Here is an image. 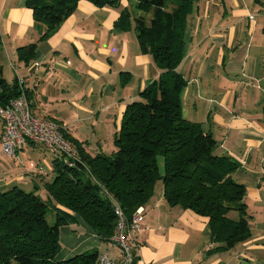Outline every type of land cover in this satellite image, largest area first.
<instances>
[{"label":"crops","instance_id":"0c3cea01","mask_svg":"<svg viewBox=\"0 0 264 264\" xmlns=\"http://www.w3.org/2000/svg\"><path fill=\"white\" fill-rule=\"evenodd\" d=\"M257 5L261 7L262 1L198 0L188 17L185 56L178 67L187 80L182 92L184 116L202 123L204 130L214 135L216 154L238 162L233 177L246 185L251 237L232 249L215 250L208 217L172 207L164 193L156 196L155 192L142 207L143 229L134 238V246H138L134 264L264 262V70L258 59L264 61V7ZM140 14L143 11L135 0H114L104 6L80 0L74 13L42 38L27 0H0L3 76L10 83L24 79L33 113L65 128L71 137L85 143L88 151L85 135H81L86 122L98 127L121 126L127 104L141 99L142 91L161 73L153 56L140 49L135 22ZM33 42L38 44L35 56L27 63L20 60L18 48ZM251 53L255 54L251 72H246L244 64L243 71L256 83L252 97H243L245 80L241 78L238 90H232L218 80L220 76L209 62L214 58L231 70ZM212 78L217 79L210 81ZM3 130L0 118V190L14 186L39 190L47 166L41 159L31 161L25 171L21 165L28 144L45 147L28 141L14 157H8L1 150ZM98 153L102 152L93 155ZM88 227L87 239L59 258L101 248L103 240ZM100 253L111 256L106 250Z\"/></svg>","mask_w":264,"mask_h":264},{"label":"trees","instance_id":"16d2710c","mask_svg":"<svg viewBox=\"0 0 264 264\" xmlns=\"http://www.w3.org/2000/svg\"><path fill=\"white\" fill-rule=\"evenodd\" d=\"M79 1L27 0L42 38L74 13ZM89 1L97 6L114 2ZM135 1L139 10L152 12L149 20L143 13L135 17V22L140 49L153 56L161 69L159 77L142 91L141 99L127 104L111 155H91L85 143L58 125L76 146L80 161L56 154L55 177L47 184L48 199L18 186L0 190V264H98V250L58 258L61 225L81 218L101 240L110 241L117 227L114 205L122 208L131 223L133 213L154 196L159 179H163L164 196L170 206L208 217L215 250L232 249L251 237L246 185L233 177L238 162L216 154L214 135L183 112L182 92L187 80L178 67L185 56L188 17L198 0ZM37 45L33 42L19 47V59L29 62ZM20 94L19 82H8L0 64V109ZM22 96L32 111L25 90ZM159 154L164 157V174ZM50 203L58 211L55 224L48 221ZM232 210L239 211L238 219L229 215Z\"/></svg>","mask_w":264,"mask_h":264},{"label":"rangeland","instance_id":"374dc122","mask_svg":"<svg viewBox=\"0 0 264 264\" xmlns=\"http://www.w3.org/2000/svg\"><path fill=\"white\" fill-rule=\"evenodd\" d=\"M261 1H262L263 5L261 7L257 5V7H259V9L264 7V0H261ZM143 13H145V12H143ZM145 14L147 15V17H149L148 19H150V17L152 16L151 11H149ZM246 40L248 41L249 37ZM257 53L258 52H257V48H256V54ZM253 55H255V54L251 53L250 58L248 60L247 59L244 60V57H241L242 61L238 60L235 63V65H233V68L231 69L232 71L230 69H228L229 67L226 69L223 66L217 64L216 59H214V58H213V60L211 59V61L209 63H210V65L211 64L214 65V69L216 70V74L217 75L219 74L220 78L218 80L220 82H222V84L231 88L232 90H235V89L238 90V88H236V87L239 84H241V82H242L241 78H243L245 80L244 83H246V85L244 86L243 82H242V88H241L243 90L242 95H244L243 97H245L246 95H248V97L249 96L252 97V95H253L252 94L253 93L252 87H253L255 81H253L249 78H246V76H244L243 64L245 65L246 72L249 74L251 72L252 61L254 60V58L251 57ZM258 59L262 65V69L264 70L263 58L258 57ZM215 64H217L218 66ZM215 66H216V68H215ZM262 74H264V71ZM214 79H217V78H212L209 80L211 81ZM90 103L94 104L95 101H91ZM105 112H107V111H105ZM119 125H120L119 123H112V124H104L103 126L98 127V126H92L91 121L86 122V125L81 128V130H82L81 135H85L84 139H85V141H87L88 152L93 155V154L97 153L98 151H100L106 155H111L116 150L115 139H116V135L120 129ZM1 150H2V145H1ZM2 153L4 155H6L3 152V150H2ZM24 156H25L26 160L21 165V167L24 171L26 170V168H28L31 165V161L37 162L38 160L40 161V159L47 166L46 167V169H47L46 180H44V182L41 183L40 189L36 190V192L41 197H43L44 199H48L47 184L49 182H51L53 180V177L55 176L53 160L57 157L56 153H53L52 151H50L46 148H44L42 150L40 148L31 146L28 144V146L26 147V149L24 151ZM158 161H159L160 171L162 174H164L165 166H164V157L162 154L158 155ZM155 192H156V194H155L156 196H158L159 193H161V194L164 193L163 179H159L156 182ZM57 213H58V211L56 210L54 204L50 203L49 204V211H48V221L50 222V224H55L56 219H57L56 218ZM239 214H240L239 211L232 210L229 215L232 218L237 219L239 217ZM88 231H90V228L80 218H77L76 221L71 222L68 225H64V224L61 225L60 242H61L62 248H61L60 253L58 254V258L59 257H65L66 254L73 247L77 246L78 244L81 245L82 242H84L83 240L87 239V236H85V234ZM102 244L103 245H101V248L96 247V248H91L89 250H91V251L106 250L111 254V257L113 256V259L118 260L121 258V256H122L121 249L116 244H114L111 241H106V240L102 241ZM116 251L118 253H116Z\"/></svg>","mask_w":264,"mask_h":264},{"label":"built area","instance_id":"2783aa9c","mask_svg":"<svg viewBox=\"0 0 264 264\" xmlns=\"http://www.w3.org/2000/svg\"><path fill=\"white\" fill-rule=\"evenodd\" d=\"M250 18H253L251 15ZM21 88V94L11 99L4 105V109H0V118L4 124L3 134L1 136V145L5 150H8V156L14 157L18 149L22 146L21 137L16 134V126H23L25 133H32L39 137L42 142H47L49 146L54 147L59 153L71 157L74 162L80 160L76 157L71 148H66V145L58 139V134L55 131H50L47 127V118L36 116L35 114H27V108L22 106V92L25 90L24 79L18 80ZM144 212L133 213L131 217V232H123L121 228L120 236L117 240H110L120 249L122 256L120 259H113L107 253L100 256V264H127V259L130 254H137L138 246L128 245V238H137L138 234L143 229Z\"/></svg>","mask_w":264,"mask_h":264},{"label":"bare ground","instance_id":"6f19581e","mask_svg":"<svg viewBox=\"0 0 264 264\" xmlns=\"http://www.w3.org/2000/svg\"><path fill=\"white\" fill-rule=\"evenodd\" d=\"M22 106H25L27 108V114H33L25 96H22ZM47 127L50 128V131H55L56 134H58V139L66 145V148H71V150H73L75 155L77 156L76 146H74L64 136L63 132L61 131V129L58 127L57 124H55L52 121L47 120ZM16 134L18 137H21L22 144H25V142L27 140L37 141L39 143H43L45 145V147H47L48 150L52 151L53 153L63 155L62 153H59V151L57 149H55L54 147L49 146L47 142H42L41 139L39 137L35 136L34 134L25 133V129L23 128V126H16ZM2 150L8 156V150H5L4 146H2ZM67 157H68V159L71 158L69 156H67ZM114 211H115V214L117 216V227H116L115 233L112 237V240H117L118 237L120 236L121 228H123V232H131V223L128 222L124 211L122 210V208L119 205H114ZM142 212H143L142 208H140L136 211V213H142ZM128 245H131V246L135 245L134 244V238H128ZM100 256H104V253H102ZM134 261H135V255L130 254V258L127 259V264H134ZM98 264H100V260L98 261Z\"/></svg>","mask_w":264,"mask_h":264}]
</instances>
